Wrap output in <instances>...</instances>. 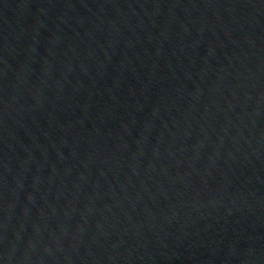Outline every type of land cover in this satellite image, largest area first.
Masks as SVG:
<instances>
[{"label": "water", "instance_id": "1", "mask_svg": "<svg viewBox=\"0 0 264 264\" xmlns=\"http://www.w3.org/2000/svg\"><path fill=\"white\" fill-rule=\"evenodd\" d=\"M0 264H264V0H0Z\"/></svg>", "mask_w": 264, "mask_h": 264}]
</instances>
